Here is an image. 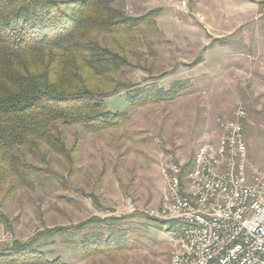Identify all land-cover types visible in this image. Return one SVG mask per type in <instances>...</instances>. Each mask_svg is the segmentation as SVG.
Masks as SVG:
<instances>
[{
  "label": "rangeland",
  "instance_id": "rangeland-1",
  "mask_svg": "<svg viewBox=\"0 0 264 264\" xmlns=\"http://www.w3.org/2000/svg\"><path fill=\"white\" fill-rule=\"evenodd\" d=\"M112 6L129 17L157 12V29L141 25L140 45H129L131 66L121 80L136 87L179 84L181 92L133 106L123 90L107 102L111 111L127 110L128 121L99 131L59 122L75 163L62 164L61 155L44 147L51 164L35 161L38 188L0 195V249L65 228L36 240L50 260L170 264L169 224L146 212L161 205L168 188L162 164L184 160L189 168L198 146L218 142L220 121L240 108L249 174L264 175V0H116ZM97 37L115 48L110 36ZM110 223L133 230L128 245L87 255L76 244L88 231L108 232Z\"/></svg>",
  "mask_w": 264,
  "mask_h": 264
},
{
  "label": "trees",
  "instance_id": "trees-1",
  "mask_svg": "<svg viewBox=\"0 0 264 264\" xmlns=\"http://www.w3.org/2000/svg\"><path fill=\"white\" fill-rule=\"evenodd\" d=\"M115 1L0 0V188L9 183L0 195L10 196L22 186L38 188L35 161L51 164L44 147L61 155L62 164L75 163L59 122L93 131L122 125L128 111H111L107 101L123 90L121 96L133 106L179 96V84L165 89L121 80L123 69L131 66L129 45H140L141 25L157 29V12L129 17L112 6ZM99 34L110 36L115 48ZM4 220L0 211V223ZM107 226L108 232L88 231L76 244L87 255L129 244L133 230ZM63 232L45 230L30 242L1 248L0 264H65L50 260L35 244L39 237Z\"/></svg>",
  "mask_w": 264,
  "mask_h": 264
},
{
  "label": "built area",
  "instance_id": "built-area-1",
  "mask_svg": "<svg viewBox=\"0 0 264 264\" xmlns=\"http://www.w3.org/2000/svg\"><path fill=\"white\" fill-rule=\"evenodd\" d=\"M245 114L220 121L218 142L199 145L189 168L162 164L168 188L146 212L169 224L170 264H264V175L246 165Z\"/></svg>",
  "mask_w": 264,
  "mask_h": 264
},
{
  "label": "crops",
  "instance_id": "crops-1",
  "mask_svg": "<svg viewBox=\"0 0 264 264\" xmlns=\"http://www.w3.org/2000/svg\"><path fill=\"white\" fill-rule=\"evenodd\" d=\"M261 40V39H260Z\"/></svg>",
  "mask_w": 264,
  "mask_h": 264
}]
</instances>
